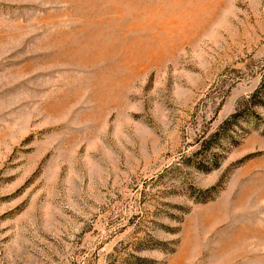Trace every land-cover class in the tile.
I'll list each match as a JSON object with an SVG mask.
<instances>
[{
  "label": "rangeland",
  "instance_id": "374dc122",
  "mask_svg": "<svg viewBox=\"0 0 264 264\" xmlns=\"http://www.w3.org/2000/svg\"><path fill=\"white\" fill-rule=\"evenodd\" d=\"M0 264H264V0H0Z\"/></svg>",
  "mask_w": 264,
  "mask_h": 264
}]
</instances>
